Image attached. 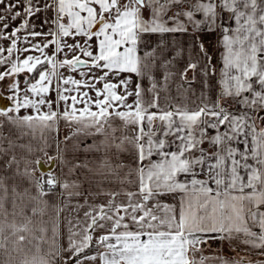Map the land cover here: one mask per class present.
I'll return each mask as SVG.
<instances>
[{"label":"snow or ice","instance_id":"1","mask_svg":"<svg viewBox=\"0 0 264 264\" xmlns=\"http://www.w3.org/2000/svg\"><path fill=\"white\" fill-rule=\"evenodd\" d=\"M6 79L0 264H264V0H0Z\"/></svg>","mask_w":264,"mask_h":264},{"label":"crops","instance_id":"2","mask_svg":"<svg viewBox=\"0 0 264 264\" xmlns=\"http://www.w3.org/2000/svg\"><path fill=\"white\" fill-rule=\"evenodd\" d=\"M37 23H39V21H37ZM212 43L214 44L215 43V41L213 40L212 41ZM11 83V80H8V79H6L5 80V85H4V87H3V90H5L6 88H7V86L9 85ZM4 84V83H3ZM4 92V91H3ZM5 94V93H4ZM8 95V94H7ZM62 135H63V131H62ZM86 143H91V141L89 140V141H86ZM81 147H83L82 145H81ZM49 154H51V150L49 151ZM75 155V157L77 158V159H83L84 157H85V155H90V154H87V153H84V152H76V153H73V151L71 150V148L69 149V152H68V158L69 159H72L73 158V156ZM57 171H59V166L57 167ZM215 248V247H214ZM255 258V257H254Z\"/></svg>","mask_w":264,"mask_h":264},{"label":"rangeland","instance_id":"3","mask_svg":"<svg viewBox=\"0 0 264 264\" xmlns=\"http://www.w3.org/2000/svg\"><path fill=\"white\" fill-rule=\"evenodd\" d=\"M4 84H3V87H4V85H5V81L3 82ZM3 87L1 88V91L3 92V93H5L6 95L8 94L9 95V92H8V87L5 89V90H3ZM213 247H215V246H213ZM213 249H209V251H212ZM218 250V249H217Z\"/></svg>","mask_w":264,"mask_h":264},{"label":"water","instance_id":"4","mask_svg":"<svg viewBox=\"0 0 264 264\" xmlns=\"http://www.w3.org/2000/svg\"><path fill=\"white\" fill-rule=\"evenodd\" d=\"M1 91V88H0ZM4 96H7L6 94L3 93ZM7 103L6 101H0V104Z\"/></svg>","mask_w":264,"mask_h":264}]
</instances>
